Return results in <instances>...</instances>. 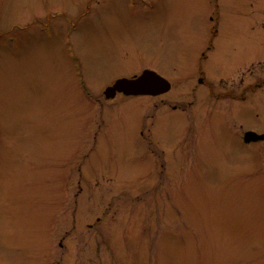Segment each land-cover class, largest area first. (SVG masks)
Wrapping results in <instances>:
<instances>
[{"label":"rangeland","instance_id":"rangeland-1","mask_svg":"<svg viewBox=\"0 0 264 264\" xmlns=\"http://www.w3.org/2000/svg\"><path fill=\"white\" fill-rule=\"evenodd\" d=\"M205 52L216 85L260 75L264 0H0V264H264V141L170 111ZM151 65L168 94L99 101Z\"/></svg>","mask_w":264,"mask_h":264},{"label":"flooded vegetation","instance_id":"flooded-vegetation-1","mask_svg":"<svg viewBox=\"0 0 264 264\" xmlns=\"http://www.w3.org/2000/svg\"><path fill=\"white\" fill-rule=\"evenodd\" d=\"M211 33L213 39L210 46L208 47L209 51L215 48L214 37L217 35L215 29H213ZM208 59L209 54L205 52L203 54L202 60L200 61L201 64L198 75H196L198 72L196 71V73L191 76V85L187 87L189 89V92H191V96L187 95L185 101H183V105L172 104V106H169L172 109H169L173 114L180 112L184 115H187L188 118L185 119L183 130L188 132L189 129H192L191 126H193V124H191L193 119L190 118V111L192 107V115L196 123V127L194 126L196 131L202 132L204 130L198 136L200 140L201 137L203 138L205 133H207L210 134V136L208 137L212 136L218 139H220L221 137H225L231 142L230 146H234L237 141L243 139L245 133H247L249 130H253L251 128H247L245 124L242 123V121L237 120L238 116H247L251 112L256 102L261 101V103L264 105V68L262 71H259L261 72L260 75L255 76L254 68L247 67L241 74L238 75V81H234L230 84V86L223 87L222 82L221 85H216V82H213L209 77V72L207 71L205 64L206 60ZM142 61L146 62L145 59H143ZM242 61L243 60H241L239 64L230 72H237V68L242 63ZM152 65L141 66L136 71H132L126 76H119L118 78H116L106 86V88L104 89V95L98 96L99 101L101 103H106L103 99H105L106 101H115L116 99L128 100L131 98L142 97L157 98L168 94L173 87V82H171L170 78L163 76V74H161V71L159 69L157 70ZM151 70L156 72V74L160 75L162 78L167 79V81L164 79L160 80L151 77V80L149 82L150 86L148 87L152 91L150 94L127 95L124 92H116L115 97L107 98L105 96L106 89L112 86L118 79L124 77L134 79L141 76L144 72ZM197 78L199 80L198 82H196ZM168 82L171 86V89L168 92H160L164 87L166 88ZM201 88L202 90L200 94H203L205 98L211 97L213 100H215V109L209 106L206 107V105L202 109L201 105L203 104H197L195 100L197 99L198 90H200ZM260 90H263V93L259 92ZM223 100L231 101L230 106L228 107V105H226V108H223V106L221 105L223 104ZM223 109L226 111H223ZM205 115H207V118ZM231 121H233V124L231 123ZM176 128L178 130L177 123ZM255 131L264 134V120H261L260 130ZM142 134L144 135V131L142 132ZM178 136V133H176V137ZM200 140L197 141L200 145L202 142L203 148L208 147L205 146L206 142L203 139L201 141ZM149 141L151 142V137L149 138Z\"/></svg>","mask_w":264,"mask_h":264},{"label":"water","instance_id":"water-1","mask_svg":"<svg viewBox=\"0 0 264 264\" xmlns=\"http://www.w3.org/2000/svg\"><path fill=\"white\" fill-rule=\"evenodd\" d=\"M151 76L156 78V79L162 80L158 74H156L155 72L149 71V72H146L145 74H143L138 79L132 80V79H128V78H122V79L118 80L114 86L108 88V90L106 91V94L108 97L114 96L116 94L117 90H123L129 94L132 92H140V91H138V89H140L139 87L142 86L141 88H145L146 85L149 83ZM169 88H170V85L168 82L164 91L168 90ZM262 139H264V134L260 135L256 132H248L247 133V140H255L256 141V140H262Z\"/></svg>","mask_w":264,"mask_h":264}]
</instances>
